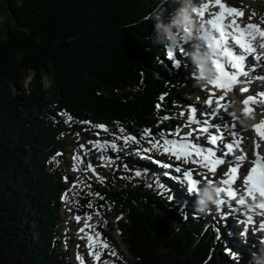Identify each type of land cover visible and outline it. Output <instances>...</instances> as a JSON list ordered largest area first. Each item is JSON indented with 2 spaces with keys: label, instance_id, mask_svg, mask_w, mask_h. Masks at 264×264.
<instances>
[{
  "label": "trees",
  "instance_id": "trees-1",
  "mask_svg": "<svg viewBox=\"0 0 264 264\" xmlns=\"http://www.w3.org/2000/svg\"><path fill=\"white\" fill-rule=\"evenodd\" d=\"M157 1L0 0V264L70 263L68 138L103 123L136 137L178 124L189 90L184 66L153 42L156 21L145 18ZM60 151L62 164L51 161ZM120 174L96 188L123 213L133 264H244L215 228Z\"/></svg>",
  "mask_w": 264,
  "mask_h": 264
},
{
  "label": "snow or ice",
  "instance_id": "snow-or-ice-1",
  "mask_svg": "<svg viewBox=\"0 0 264 264\" xmlns=\"http://www.w3.org/2000/svg\"><path fill=\"white\" fill-rule=\"evenodd\" d=\"M211 6L210 3H204L198 10L202 21L210 24L215 33L213 43H208L207 47H215L220 52L219 56L213 57L212 63L216 68V77L209 82V85H213L218 90L222 89L227 93L231 92L237 85H250L253 83V79L242 80L240 78L249 76L251 69L246 70V61H248L247 58L249 56L255 58L257 66L264 59V43H261V41H264V28L259 24L252 23L251 17H248V22L244 23L242 18L245 17V12L239 7H229L223 0H215V6L219 8V11L209 13L212 19H204L205 10ZM252 15L254 16L255 13L253 12ZM166 56L172 60L175 57V53L172 49H169L166 52ZM257 78L264 79V77ZM248 91L249 88L247 86L239 88L240 93H247ZM161 100H163V96ZM224 100L225 95L216 96L215 92L211 93L206 101H204L208 110L203 115L205 117L220 118L223 112L232 118L231 123L213 124L209 119H198L197 108L190 106L187 119V126L190 130L187 133H183V135L177 133V139L163 138L160 141H156L153 146L162 144L164 150L173 155L177 160L182 158L187 159L191 163L207 169L204 177H207L208 173H212L215 176L217 169L227 162L230 167L223 173V178L215 181L218 184L224 185L218 191L226 193V198L219 200L218 204L227 206H231L232 204L239 205L241 208H245L247 214V210L250 209L257 207L264 209V155H261L260 152L261 143L253 140V154L252 157H249L242 147L244 138L241 132L236 129L237 123H239L241 131L246 129L240 121L243 118L253 117L254 108L252 105L264 104V92L246 96L241 101L243 107L239 115L234 108L236 101L231 100L227 103H221ZM157 107L159 108L160 105L158 104ZM230 108H232V111H229ZM181 115H184V113H181ZM162 119H168V117H163ZM193 124H199L200 126L193 128L191 127ZM96 127L107 130L105 125H96ZM222 128L229 129V135L232 138L229 142H225L226 137ZM251 128L255 131L259 140L264 141V119H261L259 123L251 125ZM150 134V129H145L143 132L146 138ZM123 139L125 142H137L135 136H126ZM201 141L204 143H201ZM89 143L92 142L90 141ZM83 147L84 145H81V148ZM113 147H115L114 144ZM237 151L240 152L239 155H236ZM75 158L79 159V157ZM248 160H250L253 166L241 172L245 161ZM164 166L166 168L172 167L171 164H165ZM88 167L92 168V165L89 164ZM175 172L181 173V167H175ZM136 175H140V173L137 172ZM181 179L186 182L192 191L197 190V186L201 182H213L210 179H203V181L195 179L191 170H184ZM238 181L239 184H237ZM256 193H259L261 197L258 202ZM97 195L99 194L97 193ZM249 198H251L253 203L247 204ZM249 205L251 206L249 207ZM260 215L264 216V212H261ZM80 219L81 217H76L78 222ZM88 219L91 220V217L89 216ZM241 223L252 224L253 217L248 215L247 220L241 221ZM87 227L89 225L85 224V227H82L79 231L84 232ZM260 228L264 229V224H261ZM93 239V236H88L89 249L92 247L91 242ZM103 246L107 248V242H104ZM92 254L90 250L89 255ZM95 255L98 259L99 253ZM233 255L235 258V254ZM77 258L82 260L79 255Z\"/></svg>",
  "mask_w": 264,
  "mask_h": 264
},
{
  "label": "rangeland",
  "instance_id": "rangeland-1",
  "mask_svg": "<svg viewBox=\"0 0 264 264\" xmlns=\"http://www.w3.org/2000/svg\"><path fill=\"white\" fill-rule=\"evenodd\" d=\"M232 2L235 1L236 4L241 5L243 3V7H247V5L251 4L250 8H249V13H248V17L253 16L252 13L254 12L255 14L258 15V17L260 19H262L263 15H264V0H231ZM233 2V3H235ZM249 2V4H247ZM252 2V3H251ZM259 2V3H258ZM255 4V5H254ZM162 5H166L165 1H163ZM167 7V6H166ZM176 8V7H175ZM175 8H166V12L171 16L174 14L175 12ZM252 8V9H251ZM251 9V10H250ZM255 9V10H254ZM253 10V11H252ZM257 11V12H256ZM171 12V14H170ZM260 13V14H259ZM251 14V15H250ZM261 14H263L261 16ZM4 16L2 15L1 18H3ZM188 46L189 44H184V46ZM175 46L178 45H173L170 46L169 49H172L175 53V57L176 59H179L178 54V50L181 48L180 46L177 47V49H174ZM187 48V47H186ZM188 51V49L186 50ZM184 61V60H183ZM185 63L188 65V63H190V65H188L186 68V70L182 73V77L185 79L186 82V87L189 88V91L191 92H198L197 88L193 86V80L195 78V76L192 74V64H191V60H185ZM239 97L240 95H236L235 98L237 99L235 104H240L239 102ZM195 107L197 108V110L200 108L199 105H195ZM165 112H163L162 114H165ZM225 115H227L225 113ZM225 115H224V119H225ZM228 116V115H227ZM229 118H231L229 116ZM107 130H105L106 132H108V137L112 138L114 141H120L123 144L126 145H136L140 146L141 149L138 150L136 149L135 151V156H138L137 158H135L134 160H130L129 164H126V166L124 167L127 171L131 172V178H134L137 181V179H139L140 177H142L143 179L146 180L148 185H151V182H154L153 185L157 186V188L162 189L163 191H166L165 188V184L170 186V187H177L174 183L176 181H174L173 176H170L171 180H165L161 177L159 171L162 170V167L166 168L164 165L168 164V163H164V162H160L157 159L161 158L162 160H165L166 162L169 161H174V162H179L181 164H187L190 161L187 159H180L177 160L173 155H171L169 152L164 150V146L162 144H157L156 146H153L155 144L156 141H160L163 138H170V135L167 134L166 136H163V134L161 135H155V133H158L160 131L159 126L156 125L155 128L153 130H151V134L145 139V141H140L137 140V142H133V141H128L125 142V140L123 139V137L126 136H130L127 134H118L115 130H111L108 127H106ZM104 130V129H103ZM185 129V127H182L181 129H179V131H177L174 135V137L170 138V139H175V137L177 136V133L179 132H183ZM246 130L250 131L249 127H246ZM120 133H124L123 131H120ZM248 136H250V134H247ZM98 137H107L106 135L100 134ZM70 139V138H68ZM77 140H79V143L83 142L86 144L87 138H78ZM87 145V144H86ZM78 151L77 157H79V159H77V161H80V155L81 154H85V156L89 159L87 161V164H85V170L88 169V173L85 175V179L86 182H81L79 184H77L75 187H72L71 190H69V192L67 193V195H65V202L68 204V206H70L73 209V212L79 211L81 212V210H86L87 208H89V206L86 204L87 200H83L81 202V206L79 207L80 204V198L85 194V191H89L91 190L90 188L92 187V183H90L91 181L93 182V184H96L97 182H101L104 181L107 177H108V172L110 170H112L113 165H117L115 163V161L117 160L116 156L112 157L109 156V151L107 147H104L103 149H99L97 151L92 150L91 147L87 146V149L84 150L81 148L80 144L76 145L73 147V154H76V150ZM117 149H121L120 147H117ZM121 152V151H120ZM92 155H96V163L93 162L92 164V168H88V165L90 164V157ZM72 158V156H71ZM73 159V158H72ZM178 164V163H177ZM162 166V167H161ZM148 167H150L151 169L147 170ZM173 167V166H172ZM169 168L170 170H173V168ZM71 169V168H70ZM91 169V170H89ZM94 169V170H93ZM200 169L204 172V168L200 167ZM140 173V175H136V171ZM72 171V169H71ZM174 171V170H173ZM201 173L202 175H204V173ZM156 173V176H154V181H152V174ZM148 174V176H144ZM160 176V177H159ZM165 183V184H164ZM72 190H75L77 192H73ZM84 203V204H83ZM93 204H90V206H92ZM95 209L94 212V216L97 219V223L98 225L102 228L103 233H107L109 236L106 240L109 241L110 245H111V238L113 240V243H117L119 244V247H117V249L112 248V252L111 255L108 257L107 260L109 261H105L106 264H115L116 262L113 261L114 258H116V260L118 261V263L116 264H133V259L132 256L129 254V251L127 249V246L125 244V242L123 241L122 236L120 235V229L118 227V219H120V213L117 211V209L114 207V204L112 202L106 204V206H104L103 209L101 210H97V208H93ZM66 215H64V217H66V219L69 218L71 212L70 210L65 213ZM224 219L226 220V224L225 227L228 226V230L230 232V229H232V232H230L231 235L238 237H241V233L243 231V228L239 227V226H233V224L231 225L229 222L231 220H229V216L228 215H224L223 216ZM228 222V223H227ZM71 223V225L69 226L68 223H66V227H67V233L68 235L70 234L71 237V244L73 246V248L75 249V247L78 245V239H76L74 237V233H75V226H76V220H74L73 222H69ZM78 227H80V225H78ZM249 237H254V235L252 234V232H249ZM84 234H86V231H84ZM111 236V237H110ZM85 241V240H84ZM239 245L238 247V254L236 252H234L232 250V252H234L235 255H240L242 257L245 258V264H250L249 260H252V256L249 255V253L246 252V250L244 249V247H247L249 245H254L256 244L255 240H247V243L245 242V240L243 239L241 242L238 243ZM98 247L101 246V243H97ZM241 245V246H240ZM84 246V244H83ZM118 251H123L124 254L122 255L121 253H119ZM127 252V253H126ZM241 254H240V253ZM74 255V254H73ZM116 256V257H115ZM247 258V259H246ZM131 260V261H130ZM74 261V258H73ZM130 261V262H129ZM104 262V263H105ZM75 264V263H72Z\"/></svg>",
  "mask_w": 264,
  "mask_h": 264
},
{
  "label": "clouds",
  "instance_id": "clouds-1",
  "mask_svg": "<svg viewBox=\"0 0 264 264\" xmlns=\"http://www.w3.org/2000/svg\"><path fill=\"white\" fill-rule=\"evenodd\" d=\"M203 0H172L176 5L175 12L170 18H165L166 9L153 11L145 19L155 20L156 36L154 43L165 46L190 44L188 56L192 63V72L195 74L194 87L205 88L209 82L216 77V68L213 66V57L219 56L220 52L215 47H207L213 43L214 32L211 27L202 21L198 14ZM264 43V41H261ZM241 111V109H236ZM251 118L241 119V124L251 127ZM189 195H195L196 213L193 215H207L212 209L219 206L218 201L222 199L223 193L218 191L220 185L213 182H202L197 190L192 191L185 186ZM251 205H249L250 207ZM187 220V215H184ZM242 239H247L241 233ZM255 251L252 252L250 264H264V234L257 236Z\"/></svg>",
  "mask_w": 264,
  "mask_h": 264
},
{
  "label": "bare ground",
  "instance_id": "bare-ground-1",
  "mask_svg": "<svg viewBox=\"0 0 264 264\" xmlns=\"http://www.w3.org/2000/svg\"><path fill=\"white\" fill-rule=\"evenodd\" d=\"M248 1V0H247ZM257 1V0H256ZM233 2H235V1H233ZM236 3V2H235ZM252 3V2H251ZM259 3V2H258ZM255 5V4H254ZM252 7V6H251ZM252 9V8H251ZM250 9V10H251ZM255 10V9H254ZM253 11V10H252ZM257 12V11H256ZM170 14H171V12H170ZM260 14V13H259ZM251 15V14H250ZM263 14H261V16H262ZM246 17V16H245ZM187 49L189 50L190 49V44L187 46ZM262 61L264 62V59H262ZM255 63H256V61H255ZM260 65V64H259ZM235 107H240V104H235L234 105V108ZM230 110H232V109H230ZM225 118H226V116H225ZM121 126V125H120ZM245 133H246V135L247 134H250V136H251V133L249 132V130H246L245 131ZM252 154V153H251ZM120 161V160H119ZM118 161V162H119ZM120 163V162H119ZM149 169H151L150 167H148V169L147 170H149ZM119 177H123V178H125L124 177V175H119ZM229 216V215H228ZM229 220H230V217H229ZM224 226H225V224H224ZM230 232H232V229H230ZM234 237H236V236H234ZM237 238V237H236ZM239 244H232V245H228V249H235V252L238 254V246ZM241 246V245H240ZM247 247H244V249L246 250V252H247V249H246ZM127 253V252H126ZM240 253V252H239ZM130 254V253H129ZM241 254V253H240ZM116 257V256H115ZM244 258V257H243ZM245 259V258H244ZM247 259V258H246ZM110 260V259H109ZM109 260H107V261H109ZM111 261V260H110ZM113 261H116V259H113ZM110 264H111V262H110ZM116 264V263H115Z\"/></svg>",
  "mask_w": 264,
  "mask_h": 264
}]
</instances>
